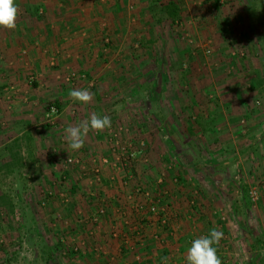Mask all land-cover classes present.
Masks as SVG:
<instances>
[{
    "label": "rangeland",
    "instance_id": "1",
    "mask_svg": "<svg viewBox=\"0 0 264 264\" xmlns=\"http://www.w3.org/2000/svg\"><path fill=\"white\" fill-rule=\"evenodd\" d=\"M213 1L182 4L175 22L162 14L121 56L129 75L115 79L159 77L160 95L173 98L156 115L135 94L123 93L114 108L97 104L104 67L64 74L67 89L93 94L85 106L26 100L24 83L32 89L37 79L24 72L16 84L0 54V264H158L164 248L162 264H188L192 241L213 228L223 232L214 245L222 264H264V0ZM117 42L103 39L102 49ZM93 113L110 116L111 128L90 130L81 149H69V123ZM108 166L121 177L111 183L121 216L110 229L111 192L104 200L99 192ZM150 199L165 224L149 212Z\"/></svg>",
    "mask_w": 264,
    "mask_h": 264
},
{
    "label": "crops",
    "instance_id": "2",
    "mask_svg": "<svg viewBox=\"0 0 264 264\" xmlns=\"http://www.w3.org/2000/svg\"><path fill=\"white\" fill-rule=\"evenodd\" d=\"M173 1L177 2L181 7L180 16H183L186 12L185 8L182 10L183 5L184 7L203 3L213 5L214 2L213 0ZM229 1L231 2L229 3ZM238 1L228 0L224 4L236 5ZM220 2L224 1L220 0ZM16 3L24 10L23 12L21 11L22 14L19 11L15 30L0 28V54L5 58L11 59L6 67L13 70V79L16 78V84L22 85L25 82L24 72H28L25 75H28L31 79H37V82L34 83L36 87L32 89H29V82L24 83V88L30 96L26 100L36 101L38 99L39 101L37 102L44 104L48 100L61 101L64 104L62 107L68 106L70 101L71 104L72 102H79L70 99L69 92L72 89L66 88L67 85L69 87V84L65 81L66 77L64 74L72 70L96 71L100 67H104L106 73L103 75H105V78L101 81L104 95L102 92L103 97L101 100H99L100 97H96V100H99L95 101L97 104L103 101V107L114 108L112 104L119 98L121 100L123 93L126 96L135 94V101L139 103H142V100L144 101L143 98L147 97L146 99L151 102L152 110H154L156 115L158 113V104L161 105L160 110L163 111V109L169 108L167 104L174 103L173 98L170 99L169 103H166L168 96L160 95L162 81L159 77L145 79L147 78L145 77L146 75L143 76L142 74V77L139 74L138 79L134 81L129 78L120 80L118 77L115 79V75L123 71L124 75H129V73H125L130 68L129 62H122L121 56L125 57L127 52L136 50L131 47L130 43L132 42L130 40L136 41L138 37L146 35L147 29H151L154 24H158L154 8H157V3L161 7V3H166L164 0L160 2H157V0H88L87 2L84 0H16ZM77 5L80 7V11L75 13L74 8ZM32 6H35V11L31 10ZM58 9H60L59 13ZM188 13L192 14L191 10H188ZM163 14L172 20L166 13L163 12ZM109 37L111 40L113 38L118 40L113 46V51L110 48L102 49V40L106 39V42H109ZM90 48H92V51H90ZM88 54L93 57L92 61H89ZM100 55H103V57L100 58ZM103 60H106V62L102 63ZM15 75L17 76L15 77ZM64 81L67 85H65ZM93 85L94 81L89 86ZM124 85H127V88H123ZM64 88H66L65 91L63 90ZM37 95H40V97H36ZM12 97L16 99L17 95ZM123 100L120 102H127L126 99ZM71 106H68V108ZM83 106L85 105L83 104ZM83 106L81 105V108H84ZM94 106L96 107L93 112H96L98 106ZM39 112L33 111L34 120L41 117ZM69 112L70 110L66 109L62 114H69ZM135 112L141 113V109L136 108ZM66 118H69V116ZM66 118H62L61 121ZM69 124L74 126L76 122L73 121ZM55 139L57 138L52 137L50 141L54 144ZM137 149H141L140 152L144 150L142 146ZM114 168L115 171H113ZM103 174L106 186H103L104 188L101 186L99 192H103V200L108 194L107 190L109 189L108 191L111 192V195L108 194L106 196L108 201L105 200L109 205L108 218L110 222L107 228L110 229L111 224H114L112 221L116 220L117 222L121 216L115 201L112 202L109 199L111 197L114 198L117 194L116 190H111L114 187L111 183L112 181H115V183L120 182L121 177L117 178L120 173H118L115 166L104 168ZM94 195L96 194L94 193Z\"/></svg>",
    "mask_w": 264,
    "mask_h": 264
},
{
    "label": "clouds",
    "instance_id": "3",
    "mask_svg": "<svg viewBox=\"0 0 264 264\" xmlns=\"http://www.w3.org/2000/svg\"><path fill=\"white\" fill-rule=\"evenodd\" d=\"M18 17L19 7L16 0H0V28L15 30ZM69 96L84 105L93 100V94L84 89H72ZM111 126L110 116L101 117L94 113L89 121H81L78 125L68 126L65 130V139L69 149L73 151L81 149L85 145L90 130L100 133L110 129ZM222 238L223 232L213 228L208 235L194 239L186 254L188 264H222L221 258L217 255V247L214 246L219 245Z\"/></svg>",
    "mask_w": 264,
    "mask_h": 264
},
{
    "label": "trees",
    "instance_id": "4",
    "mask_svg": "<svg viewBox=\"0 0 264 264\" xmlns=\"http://www.w3.org/2000/svg\"><path fill=\"white\" fill-rule=\"evenodd\" d=\"M166 2V1H165ZM156 6H157V8H154V10L156 11V13H155V17L158 19V22H160L161 21V17L163 16L162 14H163V12L164 13H166L171 19H172V21H176L177 19H179L180 18V15H181V7H180V5L177 3V2H175V1H173V0H170V1H168L167 0V2L166 3H161V7L159 6V4L157 3L156 4ZM157 9H158V11H157ZM158 12V13H157ZM153 245V243L151 242L150 243V245ZM150 245H148V246H146L145 247V249H149L150 247ZM168 249H163L162 251H161V257L159 258V260H158V264H162V262H163V260L165 259V258H167V253H168V251H167ZM179 258H180V256H179ZM133 264H135V262L133 263Z\"/></svg>",
    "mask_w": 264,
    "mask_h": 264
},
{
    "label": "built area",
    "instance_id": "5",
    "mask_svg": "<svg viewBox=\"0 0 264 264\" xmlns=\"http://www.w3.org/2000/svg\"><path fill=\"white\" fill-rule=\"evenodd\" d=\"M70 162H72V160L70 159ZM104 163H108L107 159L103 160ZM97 173H99V170H96ZM146 196L149 198V193H145ZM151 203L149 205V212L153 215H158V217H155L156 221H161L162 224L166 223V220L163 216H160L162 208L159 207V201L158 202H154L152 199H150ZM105 211L104 209L100 210V213L103 214Z\"/></svg>",
    "mask_w": 264,
    "mask_h": 264
}]
</instances>
